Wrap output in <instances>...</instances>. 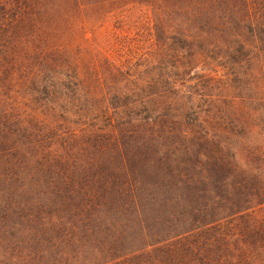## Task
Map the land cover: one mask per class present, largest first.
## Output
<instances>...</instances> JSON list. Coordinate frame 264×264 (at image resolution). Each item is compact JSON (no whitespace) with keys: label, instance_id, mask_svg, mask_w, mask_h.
<instances>
[{"label":"trees","instance_id":"16d2710c","mask_svg":"<svg viewBox=\"0 0 264 264\" xmlns=\"http://www.w3.org/2000/svg\"><path fill=\"white\" fill-rule=\"evenodd\" d=\"M109 16L81 68L69 37ZM243 148L264 154V0H0V264L66 262L100 214Z\"/></svg>","mask_w":264,"mask_h":264},{"label":"rangeland","instance_id":"374dc122","mask_svg":"<svg viewBox=\"0 0 264 264\" xmlns=\"http://www.w3.org/2000/svg\"><path fill=\"white\" fill-rule=\"evenodd\" d=\"M112 19L69 37L67 53L81 68L90 61L92 32L108 34ZM104 49L114 55L111 45ZM247 137L235 139L236 145H254L255 138ZM218 162L224 164L217 173L224 179L214 181L213 169L187 171L194 182L188 188L181 183L184 189L173 200L157 196L124 204L130 210L122 209L123 214H100L98 234L73 248L68 261L46 264H264V154L243 148L235 159L224 155Z\"/></svg>","mask_w":264,"mask_h":264}]
</instances>
